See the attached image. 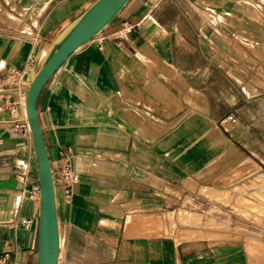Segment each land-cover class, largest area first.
Listing matches in <instances>:
<instances>
[{
    "label": "crops",
    "instance_id": "crops-1",
    "mask_svg": "<svg viewBox=\"0 0 264 264\" xmlns=\"http://www.w3.org/2000/svg\"><path fill=\"white\" fill-rule=\"evenodd\" d=\"M95 1L0 0L1 75L29 84ZM22 118L0 105V264H38ZM38 118L52 167L71 149L80 177L70 199L57 190L58 264H264V228L215 200L264 182V0H132L50 80Z\"/></svg>",
    "mask_w": 264,
    "mask_h": 264
},
{
    "label": "water",
    "instance_id": "water-1",
    "mask_svg": "<svg viewBox=\"0 0 264 264\" xmlns=\"http://www.w3.org/2000/svg\"><path fill=\"white\" fill-rule=\"evenodd\" d=\"M131 1L96 0L62 30L43 61L38 59L33 65L26 110L39 167L38 264H58L61 253L54 170L38 118L40 96L68 58L100 35Z\"/></svg>",
    "mask_w": 264,
    "mask_h": 264
},
{
    "label": "built area",
    "instance_id": "built-area-1",
    "mask_svg": "<svg viewBox=\"0 0 264 264\" xmlns=\"http://www.w3.org/2000/svg\"><path fill=\"white\" fill-rule=\"evenodd\" d=\"M32 64H34V61ZM26 76L27 72L24 73L22 71H14L7 76H3L0 73V105L10 111L14 116L19 115L20 104L28 88ZM12 96L15 99H12ZM18 123L15 127L20 129L23 134H31L28 122L24 118L18 120ZM71 153V149L68 152H63L58 165L53 168L56 189L62 190L67 199L71 198L72 188L80 179L79 174L73 169ZM32 194L38 197V186L32 189ZM34 224L35 221L33 219H24L21 221V225L27 229H31ZM2 261L4 262L5 259Z\"/></svg>",
    "mask_w": 264,
    "mask_h": 264
},
{
    "label": "rangeland",
    "instance_id": "rangeland-1",
    "mask_svg": "<svg viewBox=\"0 0 264 264\" xmlns=\"http://www.w3.org/2000/svg\"><path fill=\"white\" fill-rule=\"evenodd\" d=\"M25 101V100H24ZM22 106H21V113H22ZM252 192L249 194H241L239 198L233 199H215L224 204V206H231L233 207L236 212H238V218L241 223H249L250 225L256 226L258 228H264V182L255 183L252 187ZM191 222L185 220V223H195L196 220L194 218H190ZM201 221L200 219L197 220ZM215 222L214 220L207 221L206 226L214 228ZM210 234H204L203 236L209 237H217V238H230L229 234L220 235L218 232H211ZM219 234V235H218ZM237 238V237H236ZM240 238V237H239ZM238 238V239H239ZM260 251V250H259ZM262 254L259 253L256 249L252 251V255L255 257L260 256Z\"/></svg>",
    "mask_w": 264,
    "mask_h": 264
},
{
    "label": "bare ground",
    "instance_id": "bare-ground-1",
    "mask_svg": "<svg viewBox=\"0 0 264 264\" xmlns=\"http://www.w3.org/2000/svg\"><path fill=\"white\" fill-rule=\"evenodd\" d=\"M263 10V9H262ZM47 53H48V49H45V51L43 52V54H42V56L40 57V62H42L43 61V59L45 58V56L47 55ZM30 83H31V73H30V76H29V84H28V87H29V85H30ZM27 90H28V88H27ZM27 90H26V93H25V101L23 102V115H24V117H25V119L27 120V122H28V125H29V121H28V116H27V110H26V99H27ZM29 127H30V125H29ZM30 130H31V128H30ZM39 191H40V187H39ZM39 198H40V194L38 195V200H39ZM185 237V236H184ZM260 247V246H259ZM248 248V247H247ZM262 248V247H261ZM264 249H262V251H263Z\"/></svg>",
    "mask_w": 264,
    "mask_h": 264
}]
</instances>
